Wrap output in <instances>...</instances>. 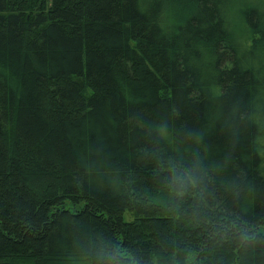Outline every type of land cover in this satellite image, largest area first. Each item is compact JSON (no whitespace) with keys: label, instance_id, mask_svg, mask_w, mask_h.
<instances>
[{"label":"trees","instance_id":"trees-1","mask_svg":"<svg viewBox=\"0 0 264 264\" xmlns=\"http://www.w3.org/2000/svg\"><path fill=\"white\" fill-rule=\"evenodd\" d=\"M118 243L264 264L263 0H0V264Z\"/></svg>","mask_w":264,"mask_h":264},{"label":"clouds","instance_id":"clouds-1","mask_svg":"<svg viewBox=\"0 0 264 264\" xmlns=\"http://www.w3.org/2000/svg\"><path fill=\"white\" fill-rule=\"evenodd\" d=\"M172 183L177 191L186 190L188 185L195 186V181L191 178L190 174L173 175ZM107 256V264H140L137 257L124 249L122 244H117L115 249L103 253Z\"/></svg>","mask_w":264,"mask_h":264},{"label":"rangeland","instance_id":"rangeland-1","mask_svg":"<svg viewBox=\"0 0 264 264\" xmlns=\"http://www.w3.org/2000/svg\"><path fill=\"white\" fill-rule=\"evenodd\" d=\"M264 1V0H263ZM125 219H128V213L127 214H125Z\"/></svg>","mask_w":264,"mask_h":264}]
</instances>
